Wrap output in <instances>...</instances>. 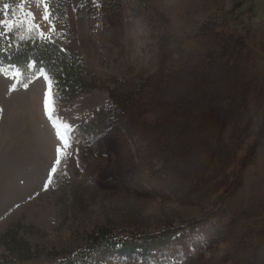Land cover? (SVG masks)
<instances>
[{"label":"rangeland","instance_id":"rangeland-1","mask_svg":"<svg viewBox=\"0 0 264 264\" xmlns=\"http://www.w3.org/2000/svg\"><path fill=\"white\" fill-rule=\"evenodd\" d=\"M67 2V30L46 0H21L18 20L77 53L91 89L67 106L41 70L0 71V230L29 218L56 250L104 224L178 226L146 264H264V0ZM142 79L119 119L76 131Z\"/></svg>","mask_w":264,"mask_h":264},{"label":"trees","instance_id":"trees-1","mask_svg":"<svg viewBox=\"0 0 264 264\" xmlns=\"http://www.w3.org/2000/svg\"><path fill=\"white\" fill-rule=\"evenodd\" d=\"M20 1L0 0V68L6 73L18 72L20 82L41 70L52 84L55 99L69 106L71 100L91 89L83 60L66 48L58 36H44L36 26L18 20ZM46 3L49 20L62 31L67 30V0H46ZM145 85L144 79L136 83L115 82L108 92L110 107L82 119L76 124V131L92 135L110 119H119ZM57 173L64 193L66 180L61 169ZM177 232L178 226L141 232L117 230L104 224L91 229L84 244L55 250L39 243L44 232L34 221L18 216L0 230V264H146L151 253L172 244Z\"/></svg>","mask_w":264,"mask_h":264},{"label":"snow or ice","instance_id":"snow-or-ice-1","mask_svg":"<svg viewBox=\"0 0 264 264\" xmlns=\"http://www.w3.org/2000/svg\"><path fill=\"white\" fill-rule=\"evenodd\" d=\"M42 2V0H41ZM45 19H47V16L44 17ZM0 71H3L2 68H0ZM12 75L14 76H18L19 73L18 72H15L13 71ZM45 111H46V114L49 115V118L51 119V112H50V92L46 90L45 92ZM56 126V125H54ZM64 127V131L67 132V131H70V128L67 124L63 125ZM57 136L61 138L62 142H64L65 144L67 143V141L65 140L64 136L62 135V133L59 131V129H57Z\"/></svg>","mask_w":264,"mask_h":264}]
</instances>
